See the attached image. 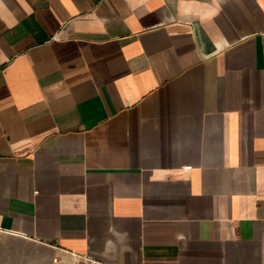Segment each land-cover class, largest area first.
<instances>
[{"label": "crops", "instance_id": "obj_1", "mask_svg": "<svg viewBox=\"0 0 264 264\" xmlns=\"http://www.w3.org/2000/svg\"><path fill=\"white\" fill-rule=\"evenodd\" d=\"M264 264V0H0V264Z\"/></svg>", "mask_w": 264, "mask_h": 264}, {"label": "rangeland", "instance_id": "obj_2", "mask_svg": "<svg viewBox=\"0 0 264 264\" xmlns=\"http://www.w3.org/2000/svg\"><path fill=\"white\" fill-rule=\"evenodd\" d=\"M69 264H96V263L92 262L91 260L76 256V257L71 259Z\"/></svg>", "mask_w": 264, "mask_h": 264}]
</instances>
